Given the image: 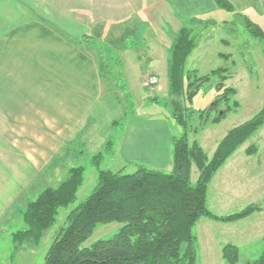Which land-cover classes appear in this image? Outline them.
<instances>
[{"label":"rangeland","instance_id":"1","mask_svg":"<svg viewBox=\"0 0 264 264\" xmlns=\"http://www.w3.org/2000/svg\"><path fill=\"white\" fill-rule=\"evenodd\" d=\"M63 2L65 1H54V4L59 6ZM76 2L78 4L81 1ZM92 2L97 8L101 5L100 0ZM106 2L110 12L103 18L108 25L105 31H102L103 27L100 30L99 24L102 22L104 25V22L100 21L99 13L93 10L90 17L92 20L89 22L94 24L89 25L86 21L83 23L86 17L78 15L76 21L83 27L79 28V31L63 35H79L84 32L86 25L85 34L91 39L85 44H88V51L97 62L98 68L102 66L103 88L113 94V99L118 102L124 114V119L117 120L119 125L108 130L105 135L103 141L106 142L109 138L113 141L112 152L104 154L97 169L111 172L123 169L125 173H132L131 166L119 159L116 152L117 145L125 134V125L131 117L142 120L163 119L175 137L182 133V129L173 120L170 97L166 96V82H159L157 87L146 90L140 87V75L137 70H145L147 66L143 56L134 62L135 69L130 68V71L126 70L125 65L119 71L112 59L116 47L114 44L121 40L123 35H129L132 29H135L133 36L126 38L122 43H132L134 47L140 48L144 37L147 39L148 34L144 33L147 23L144 24L142 16L137 14V10L143 11V0L139 1V6L135 5L134 0ZM247 17L264 33V15ZM201 20L206 23L191 20L185 25L195 29L197 46L184 67V91L187 93V86L193 83L194 77H204L211 71L224 68L227 69L228 78L223 85L235 90L236 94L231 100L238 104L237 108L227 113L218 124L207 122L206 126L194 133L191 130L198 128L199 113L204 110L208 112L214 103L217 95L215 87L219 78L212 76L199 87H194L191 103L180 100L179 106L185 110L183 115L187 120L189 141H196L210 158L217 144L230 129L251 119L264 105V42L251 38L245 32L242 22L232 13L219 11L217 14L204 16ZM219 53L227 55L228 58H218ZM104 63L107 66L105 70ZM122 84L127 95L124 99L118 90V86ZM214 115L212 112L209 120ZM75 131L79 132L77 129ZM93 133L94 137L89 138L92 145L87 144L85 149H82L85 156L78 158L81 155L78 151L79 145L72 143V134L61 144L53 159L47 162L43 160L45 166L41 173L32 168L26 169L25 160H18L13 154L11 158V153L0 149V264H43L56 233L65 226L68 214L79 206L96 186L97 169L91 166L90 158L101 152L104 144L97 134L95 135V130ZM212 147L213 151H210ZM71 167L84 169L83 182L75 201L68 207L59 209L55 224L43 233L37 245L13 243L12 234L25 228L21 213L26 204L42 189L55 188L66 178ZM197 177L198 173L192 167V184ZM206 205L209 212L219 218L238 213L249 206L255 209L249 216L230 223L201 218L193 228V235L196 237V264H229L223 259V249L226 246L236 248L237 260L233 264H251L259 259L264 252V125L247 138L215 172L207 187ZM119 228L120 225L116 223L98 225L82 247L98 240L112 238Z\"/></svg>","mask_w":264,"mask_h":264},{"label":"crops","instance_id":"2","mask_svg":"<svg viewBox=\"0 0 264 264\" xmlns=\"http://www.w3.org/2000/svg\"><path fill=\"white\" fill-rule=\"evenodd\" d=\"M54 1L60 0H0V149L11 153V158L13 154L25 160L26 169L40 173L45 166L43 160L53 159L72 134V143L79 145L78 158H82V149L92 145L89 138L94 137L93 131L104 144L111 123L123 117L113 94L103 88L88 44L81 43L82 36H88L86 25L79 35H63L83 27L76 21L78 15L86 17L83 23L91 25L95 10L103 21L110 12L107 0H100L99 8L93 6L92 1L97 0H78V4L76 0H62L65 2L59 6ZM139 1L134 0L136 6ZM227 1L236 13L264 15V0ZM219 11L213 0H143V11L137 10V14L147 23V39L144 37L139 48L122 43L133 36L135 29L123 35L114 44V57L119 61L116 69L122 70L123 65L126 70L135 69L134 62L143 56L147 66L137 70L140 87L150 89L144 81L147 76L156 77L158 83L166 82L169 97V33L178 32L191 20L204 24V16ZM99 26L102 31L108 28L106 22ZM217 56L225 59L227 55ZM173 136L163 119L131 117L117 145V156L132 171L136 165H143L169 173Z\"/></svg>","mask_w":264,"mask_h":264},{"label":"trees","instance_id":"3","mask_svg":"<svg viewBox=\"0 0 264 264\" xmlns=\"http://www.w3.org/2000/svg\"><path fill=\"white\" fill-rule=\"evenodd\" d=\"M213 2L217 9L232 13L239 19L251 38L264 42L262 30L247 16L236 13L227 0ZM169 36L168 92L173 120L182 129L178 137L171 139V172L153 170L143 165H136L132 173H125L123 169L117 172L98 170L104 154L112 152L113 141L109 138L102 151L90 158L91 166L97 169L96 186L68 214L65 226L56 233L43 264H196L193 228L201 218L230 223L253 213L255 207L249 206L225 217L213 216L207 209L206 194L215 172L247 138L264 125V105L251 119L230 129L208 158L196 141L190 142L188 139L187 120L183 115L185 110L180 108V100L191 103L194 87H199L212 76L219 78L214 103L208 112L204 110L199 113L198 128L191 130L197 133L207 122L218 124L227 113L237 108V102L231 100L236 92L223 85L228 78L227 69L218 68L204 77H194L185 93L184 67L197 46L195 29L183 27L176 33H169ZM89 39L90 36H82L81 43ZM112 59L116 68L119 61L115 57ZM103 66L105 70V63ZM98 70L102 76V66ZM123 89L124 84L118 86L124 99L127 95ZM212 112L215 115L209 120ZM121 119H124V114ZM118 125V121H113L111 128ZM192 167L198 173L194 184L190 180ZM83 172L82 167L69 168L66 178L55 188L46 187L29 201L21 213L25 228L12 234V242L37 245L43 233L55 224L59 209L75 201L83 182ZM112 223L120 225L112 238L82 247L98 225ZM223 259L233 264L237 260L236 248L226 246ZM251 264H264V252Z\"/></svg>","mask_w":264,"mask_h":264},{"label":"built area","instance_id":"4","mask_svg":"<svg viewBox=\"0 0 264 264\" xmlns=\"http://www.w3.org/2000/svg\"><path fill=\"white\" fill-rule=\"evenodd\" d=\"M157 83V78L153 76L147 77L144 81L146 87H154L155 85H157Z\"/></svg>","mask_w":264,"mask_h":264}]
</instances>
